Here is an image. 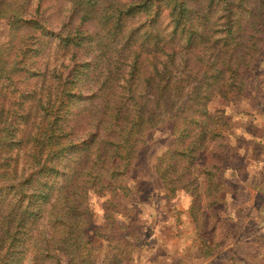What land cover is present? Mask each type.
<instances>
[{
	"label": "trees",
	"instance_id": "1",
	"mask_svg": "<svg viewBox=\"0 0 264 264\" xmlns=\"http://www.w3.org/2000/svg\"><path fill=\"white\" fill-rule=\"evenodd\" d=\"M66 1L54 27L41 0H0L10 25L0 44V264H104L86 230L87 193L123 191L115 177L161 127L171 139L154 166L161 190L193 192L221 135L207 102L244 89L264 39V0ZM50 51L58 64H38ZM107 230L108 244L127 240Z\"/></svg>",
	"mask_w": 264,
	"mask_h": 264
},
{
	"label": "rangeland",
	"instance_id": "2",
	"mask_svg": "<svg viewBox=\"0 0 264 264\" xmlns=\"http://www.w3.org/2000/svg\"><path fill=\"white\" fill-rule=\"evenodd\" d=\"M68 5L66 0H41L40 7L57 27ZM167 25L164 12L159 26ZM9 33L8 21L0 19V44ZM258 46L244 89L229 101L216 94L207 102L221 135L208 143V157L199 155L198 161L207 157V163L195 169L193 192L180 189L168 199L155 175L156 158L171 142L168 127L148 136L130 171L112 179L123 191L113 199L110 189L102 195L88 191L91 223L86 230L94 240V255L100 260L108 255L104 264H111L118 250L119 264H264V39ZM35 59L54 66L59 57L50 51ZM212 180L218 193L208 187ZM104 226L127 240H120L122 245L113 238L108 244L98 232Z\"/></svg>",
	"mask_w": 264,
	"mask_h": 264
}]
</instances>
